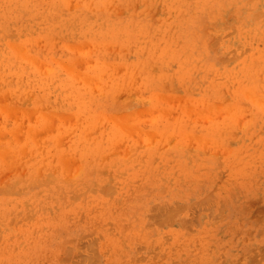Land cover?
Segmentation results:
<instances>
[{
  "label": "rangeland",
  "instance_id": "obj_1",
  "mask_svg": "<svg viewBox=\"0 0 264 264\" xmlns=\"http://www.w3.org/2000/svg\"><path fill=\"white\" fill-rule=\"evenodd\" d=\"M0 208V264H264V0H0Z\"/></svg>",
  "mask_w": 264,
  "mask_h": 264
},
{
  "label": "bare ground",
  "instance_id": "obj_2",
  "mask_svg": "<svg viewBox=\"0 0 264 264\" xmlns=\"http://www.w3.org/2000/svg\"><path fill=\"white\" fill-rule=\"evenodd\" d=\"M2 203V202H1ZM1 209V208H0ZM8 211V210H7ZM4 214H6V212L4 213ZM2 224H3V222H2ZM3 226H5V224L3 225ZM2 225H1V227H3ZM2 230V229H1Z\"/></svg>",
  "mask_w": 264,
  "mask_h": 264
}]
</instances>
